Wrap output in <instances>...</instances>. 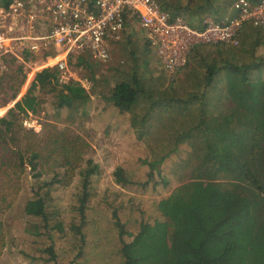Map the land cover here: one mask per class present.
Segmentation results:
<instances>
[{"label":"trees","instance_id":"16d2710c","mask_svg":"<svg viewBox=\"0 0 264 264\" xmlns=\"http://www.w3.org/2000/svg\"><path fill=\"white\" fill-rule=\"evenodd\" d=\"M234 1L158 3L171 18L183 17L192 28L202 29L205 18L220 23L235 17ZM11 2L0 0V6ZM246 30L250 32L242 36ZM128 44L127 63L113 71L110 83L116 78L115 86L106 99L121 114L133 115L139 106L144 111V129H133L145 142L147 154L140 160L147 169L140 174H146V180L134 179L126 167L117 166L111 173L116 188L99 187L98 165L92 160L83 166L66 162L48 176L41 162L49 154L43 153L65 147L58 146L57 139L51 141L48 133L12 127L1 118L0 256L9 241L25 264H137V251L155 235L156 222L146 210H136L141 200L136 197L158 185L167 189L179 184L186 174L189 179L178 188L172 262L164 263L264 264V26L242 28L236 45H209L204 54L191 49L177 73L187 69L185 80L179 84L169 79L174 86L165 84L164 72L150 69L148 77ZM0 66L7 68L0 74V107L15 101L8 114L16 112L23 120L43 115L47 122L59 121L63 114L76 122L83 114L90 99L87 90L75 81L58 85L55 68L36 72L18 98L26 80L24 66L8 53ZM8 81L11 85L1 88ZM60 167L74 170L67 185ZM152 175L158 176L157 184ZM59 187H71L65 191V204L57 198ZM23 188L32 207L26 214H13ZM130 195L129 203L119 200ZM94 207L98 210H91ZM100 210L107 213L104 223L92 222Z\"/></svg>","mask_w":264,"mask_h":264},{"label":"rangeland","instance_id":"374dc122","mask_svg":"<svg viewBox=\"0 0 264 264\" xmlns=\"http://www.w3.org/2000/svg\"><path fill=\"white\" fill-rule=\"evenodd\" d=\"M167 1H170L172 4L174 3V0ZM178 1L182 2L184 0ZM174 18L185 20L183 17ZM247 32H250V30H246L242 33V36H247ZM125 44H128L136 52L140 69L143 71L146 69V75L148 77L150 69L156 72H164L160 60L156 56L155 49L153 47L151 49L148 46L145 34L140 29L138 21L132 18L127 21L120 39L113 44L114 46L112 45L110 57L107 61L96 62L90 60L87 56L80 60H71V69L75 77L79 80L75 82H79L90 96L89 101L83 107V114L78 117V121L71 122L70 119L66 118L65 114L60 116L59 121L52 120L47 122L43 119V115H40V117L25 118L23 120L22 116H18L16 112L15 114L14 112L8 114L15 102H10L6 106L0 107V119L3 117L7 118V122L13 124L12 127L22 126L35 133H48L52 136V138H49L51 141L57 139L58 146L65 147L62 151H53V146L49 144V150L52 151H45L43 153L49 154L45 155L46 159L41 162V169L48 172V176L58 173L57 166L63 165L66 162H73L76 166H83L86 160H92L98 165L99 187L109 184L111 187L116 188L111 184V173L117 166L126 167L131 173L132 178L146 180V174H140L144 168L147 169L145 166L144 168L142 167V160H140V158L143 159L147 154V150L144 148L145 142L143 139L137 138V133L133 129L136 128L139 131L144 129L141 120V113H144V111L139 106L135 108L133 115L128 113L121 114L106 99L108 97L107 93L115 86L116 78L110 83L113 71L118 64L127 63ZM194 47L192 50L198 49V51H202L201 54L209 51V46L200 48L199 45H196ZM192 50L189 51V56H191ZM143 60L146 61L143 62ZM6 72L7 68L2 67V70L0 69V74ZM186 73L187 69L184 70V73L177 74L174 79L180 84L185 80ZM168 77L167 75L164 76L165 84L177 85L174 82L170 83L171 80L169 79L171 77ZM6 85L10 86V81L3 83L1 88H5ZM27 88L28 86H22L19 97L26 92ZM6 98V96H2L1 100ZM49 112L51 113L50 110ZM131 124L137 125L132 126ZM2 127L5 128L4 126ZM45 138H48V136ZM59 171L60 178L66 185L69 184L68 181L73 180L74 170L67 171L60 167ZM152 176L153 181L157 184L159 182L158 176ZM183 176L179 184L171 183L167 189H163L158 185L154 190H152L153 188L149 190L145 189L144 194L141 196L136 195L137 199H141L136 210H146V216L150 217L152 223L156 222L154 225L156 226L155 235L144 246H141L140 251H137L138 253L136 255H139L137 256L139 258L137 264H165L164 260L172 262L170 243L171 235L178 230V221L176 219V213L179 209L178 188L189 179V175L185 174ZM70 188L59 187L57 189V198L64 204L66 203V197H68L65 191H68ZM131 198H133L132 195L119 198V200L129 203ZM26 202V189L23 188L22 193L17 198L15 206L12 209V213L24 212L26 214V210L32 207L31 203L26 204ZM135 202L133 200V203ZM91 210L98 209L94 207ZM106 218L107 213L103 210H100L99 216L91 217L92 222L98 221L96 223H104ZM13 235L11 232L9 238H14L15 235L14 237ZM10 248L12 247H9L8 241L7 247L4 248L0 256V264H25L23 259H18L14 255V249ZM101 262L103 264H114L113 261L109 263ZM84 264L89 263L85 262ZM90 264L101 263L93 262Z\"/></svg>","mask_w":264,"mask_h":264},{"label":"built area","instance_id":"2783aa9c","mask_svg":"<svg viewBox=\"0 0 264 264\" xmlns=\"http://www.w3.org/2000/svg\"><path fill=\"white\" fill-rule=\"evenodd\" d=\"M231 9L235 17L227 16L220 23L205 19L203 28L196 29L181 18H171L158 0H12L7 7L0 6V59L8 53L24 66V86L36 72L49 68L57 70L58 85L79 81L71 60L87 56L107 61L112 44L120 39L127 21L135 18L172 79L194 46L236 45L242 28L264 26V0H235ZM23 52L30 55L28 59Z\"/></svg>","mask_w":264,"mask_h":264},{"label":"crops","instance_id":"0c3cea01","mask_svg":"<svg viewBox=\"0 0 264 264\" xmlns=\"http://www.w3.org/2000/svg\"><path fill=\"white\" fill-rule=\"evenodd\" d=\"M11 32L13 33V34H15V32H16V26L15 25H13V28H12V30H11ZM8 33V32H7ZM9 35H10V33H8ZM113 45V44H112ZM114 46V45H113ZM23 87H24V85H23ZM21 91H22V89H21Z\"/></svg>","mask_w":264,"mask_h":264},{"label":"bare ground","instance_id":"6f19581e","mask_svg":"<svg viewBox=\"0 0 264 264\" xmlns=\"http://www.w3.org/2000/svg\"><path fill=\"white\" fill-rule=\"evenodd\" d=\"M32 76V74H29V78Z\"/></svg>","mask_w":264,"mask_h":264},{"label":"clouds","instance_id":"9594fccd","mask_svg":"<svg viewBox=\"0 0 264 264\" xmlns=\"http://www.w3.org/2000/svg\"><path fill=\"white\" fill-rule=\"evenodd\" d=\"M18 98H19V96H18ZM18 98H17V99H18ZM17 99H16V100H17ZM14 102H15V101H14ZM34 131H35V130H34Z\"/></svg>","mask_w":264,"mask_h":264}]
</instances>
